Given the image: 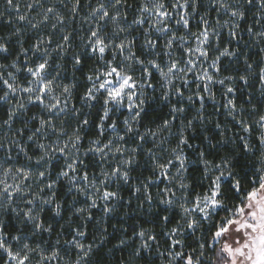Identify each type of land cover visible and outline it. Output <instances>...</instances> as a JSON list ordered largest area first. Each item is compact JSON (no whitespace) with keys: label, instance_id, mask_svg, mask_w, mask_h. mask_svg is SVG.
<instances>
[{"label":"snow or ice","instance_id":"1","mask_svg":"<svg viewBox=\"0 0 264 264\" xmlns=\"http://www.w3.org/2000/svg\"><path fill=\"white\" fill-rule=\"evenodd\" d=\"M62 2V0H61ZM258 5L261 13H264V0H214L213 7L217 11V15L225 13L231 18V23L229 21H224L222 24L220 20H217V24L220 29L228 28L229 35L236 39L238 37L237 29H239V22L245 19V7L252 6L253 4ZM7 6L14 10L17 15L16 19L19 21H26L32 28H38L41 24H46L49 21V14H54V18L58 24L64 22V17L61 16L58 12L55 11L54 7H47L43 10L42 19L33 22V19H29L28 16L20 12V6L18 2L14 0H6ZM198 0H173V3L170 6H166L164 0H144L138 8V15L134 18L131 24H123L124 21H127L128 14L125 11V8L130 7L127 0H101L96 7L91 10L90 16L94 17L97 21L96 27L94 30L90 31L89 38L85 44V49L87 50L83 55H87V52L92 54H98V57L103 59L106 53L112 54V61L106 62V65L101 71L99 68L94 70L93 75H87L86 80L91 82V86L87 87L85 93L82 96V99L89 103V106H92L99 99L102 104V115L100 117V122L96 127L98 128L99 135L104 134L105 125L104 122L110 119V114L113 112V109H119L124 107L131 113L130 117L124 119V125L127 133L138 132V125L144 113L145 100L142 98L144 93L141 91L137 93V89H144L145 87H153L149 82L145 84L143 81L152 76V72L145 65H150L151 68L157 70L160 76L164 79L165 87L168 91L163 95V99L167 101L172 94V91H175L176 95L183 97L184 93L179 88H172L171 86L174 83L173 77L183 80V83L187 85L189 82L184 79L187 72L192 71L196 64L192 59L186 61L183 67L179 66L178 61H170L167 65V69L161 67L157 63L156 59H151L145 61L137 56L136 52L133 51L134 45L136 43L135 38H129V33L131 31L132 25H144L147 21H151L148 29L145 31V41L143 47L146 50H154L158 46V40L151 38L152 31L155 30L157 33H169L170 38L168 39L165 47L171 49L173 42L177 39L176 35L172 32L169 21L174 18V15H178L179 18L175 19L174 22L176 25L182 26L184 29H189L190 26V16L197 10ZM37 5L41 4V0H33L32 3L27 5V9L31 10ZM79 8V0H76V3L73 5V13ZM111 9V11H110ZM191 9V12L189 11ZM147 14V15H145ZM3 14L0 13V17ZM201 28L198 32L191 33L192 36L196 38L197 46L195 49L186 48V53H198L199 58H208L207 49L202 48L203 45L209 44L212 41L217 42V47H219V31L217 28L212 27L209 24V21L205 16L200 17ZM11 21H9L10 23ZM99 22H105V25L111 23L114 25V30L112 35H108L106 28H102ZM52 28H56V24L52 25ZM247 32L251 35H256L264 39V31L259 33H254L251 27L247 28ZM20 30L16 29L15 34L19 35ZM126 33V35L121 38L120 34ZM71 38V34H66L62 37L65 44ZM183 42H187L184 37H179ZM52 39L48 37L46 40L41 38L36 43L33 44V55L39 53L40 60L33 67H27L26 71L31 77L27 82V86H20L16 83V78L13 73H8L10 79H5L3 75H0V83L4 85L6 91L3 95H0V101H9L12 96L17 95L18 93L28 94L29 103H38L43 106V109L50 114L59 116L60 114L67 115L69 111L72 112L73 116L79 117L80 112L76 109L75 105L69 108V98L72 94V89L75 88V84H60L57 85L56 77L59 76V73H56V76H52L49 69V57H48V48L42 47L44 44H51ZM183 47V44H181ZM64 45H59L57 49L63 51ZM9 48L4 42H0V53H7ZM28 49H23L25 55L28 54ZM119 54L123 57L121 63H114L116 56ZM171 55V52L166 53ZM235 53L230 51L229 48H224L219 56H217L210 65L215 68L216 71H219L218 61L222 56H234ZM74 64L79 66L83 63L81 55H76L73 57ZM130 62V63H125ZM133 64L141 66L142 76L140 77V82H137V78L133 74ZM11 67L16 68V63L13 61ZM249 68L252 65H248ZM19 71L18 68H16ZM183 74V75H181ZM200 80H207L208 83L203 85L204 91L210 93L209 84L213 82V76L209 75L206 71L202 76H197ZM227 79H234L233 77H228ZM241 81L245 84L248 83L247 76L241 75L239 77ZM259 79L264 85V68L260 69ZM220 84L224 83V80L221 79L216 81ZM60 87L62 89L61 95L64 97L61 99V96L56 95V88ZM199 87V86H198ZM236 89L233 87H227V94H234ZM264 95V93H262ZM189 101L193 100L192 96H188ZM197 99L201 101V109H203V100L202 95H198ZM46 100L48 102H46ZM251 100V97H249ZM24 104H18L15 108L9 110V119L4 121L6 125L11 127V120L16 115L18 109L24 108ZM229 109V115L236 119V115L239 112L237 108L234 95L233 97L227 100L225 105ZM253 111H255V105L252 106ZM172 113H182L184 108L173 106L171 109ZM32 119L38 120L39 127L35 129L32 135L28 136L29 140H33L36 137V133L44 134L45 129H51L54 133L57 131L56 124L53 122V117L50 115L47 119L44 117H33ZM176 119L173 115L169 120H165L161 126V130L169 129L172 122ZM196 119L202 120L203 116L199 115ZM78 126L72 130L70 135L67 134V130L61 127L59 134L61 136H67V142L63 145L59 143V140L52 145H45L44 143H38L37 147L41 150L42 155H40L35 163L40 165L44 163L48 164L49 161L54 159V153L59 154L62 157H66L69 151V145L71 146L72 159L70 162L66 163V169L62 170L60 175L64 177H69V172L75 173L77 171V165L82 164L83 161L79 159V144L82 141L81 130L84 126H88L90 121L88 118H83L78 120ZM241 125L245 133L251 134V125L247 124L243 119L237 121ZM259 127L264 130V114L259 115L258 119L254 121ZM136 125V127H134ZM192 121H188V127H192ZM218 128L219 124L216 125ZM108 127L116 132L117 123L112 121L108 124ZM22 133L23 129L18 130ZM146 135L155 136L156 133L149 130L144 135H138L140 141L145 140ZM118 140L123 141L125 136L119 135ZM259 143L264 145V132L258 137ZM240 140L243 142L242 147L246 152L253 151L249 140L245 137H240ZM94 144L98 145L95 148H89V152L97 153L101 156V159L106 157L107 152L114 151L123 155V152L126 149L121 147H116L112 140H109L107 143L101 145L99 140L93 141ZM163 143V141H161ZM18 141L11 140L9 145L6 147L4 143L0 142V149H5L6 152L11 153L12 145H17ZM182 145L191 147L189 144L188 137L184 136L181 133L179 137V143L175 149H171V152L174 154L169 157L165 162H157L153 171H157V175L161 173L165 177L168 176V169L172 168L174 165L177 166V176H180L183 172L187 171L186 167V157L183 154ZM138 149L133 148L131 152L133 155L122 159L119 162V165L114 166L111 171L102 172V179L100 181L101 185H106L109 178H118L124 183L129 181V171L128 169L135 162L134 154ZM19 151L24 152L28 160H32L31 156H28L27 151L21 146ZM199 155L203 159L204 153L200 152ZM205 166L207 167L208 161L203 160ZM122 165L123 168L120 166ZM216 168L219 171V174L215 176L211 185L209 186V191L203 196H197L192 200V206H186L187 200L185 203L179 204V208L183 213L181 219L183 223H178L176 227L171 229V232L168 233L170 239L172 240L171 248L175 249L177 246H181V250L178 251H169V264L175 262H182V264H203L204 260H211V257L205 255V244L200 243L197 248H193L191 252H185L182 250V240L176 237L182 236L184 230H190L191 233H195L200 230L201 221L210 223L208 232L210 233V240L213 244V251L215 252V259L213 264H264V152L261 154V167L256 169L260 175L253 180L252 187L249 190H243L241 185V180L236 178L233 175V170L230 167V161L224 160L221 164L216 165ZM13 169L11 167L5 169V175L12 173ZM15 173L20 177L21 181H27L32 179L34 176L39 179H43L48 175V168L45 167L44 170H37L33 173L31 168H16ZM227 173V174H226ZM80 180L85 182V186L79 187L77 191L81 192L84 195H88L87 185L91 184L92 188L95 190V193H101L100 199H103L106 203L104 206L105 214L111 213L113 209L108 206L107 201L113 199H119L118 192L108 191L106 188L102 189L97 187L94 183L89 181L88 174L85 172L80 176ZM224 181H227L230 185L231 191L236 193L235 200L238 203H232L231 207L225 204V200L228 198L226 193L221 190V185ZM69 182L71 184L77 183V178L75 175L69 177ZM0 184L3 185L0 188V200H3L7 203H11L16 194L24 195V189L19 184H9L6 181H0ZM45 187L48 189H53L55 187V182L46 183ZM146 187V186H145ZM179 187L181 189L188 188L189 185L180 181ZM43 191V189H41ZM136 192H140L139 187L135 188ZM165 193H171V196H175L174 192H171V189L166 188ZM94 193V194H95ZM148 200H151V197H147ZM40 199L43 204H51L53 202L54 196L49 199H43L39 195L35 196L33 199L27 200L26 203L32 207H28L24 210L23 215L26 221L31 222L34 227V232H51V225H45L41 220L39 212L34 211V206L36 200ZM91 199V198H90ZM162 204L169 207L174 205V200L171 198L162 199L160 201ZM97 206L96 201H91V207L95 208ZM61 205L59 203L55 204L54 213L59 216L61 214ZM220 210H223L226 214L220 216ZM13 211H17L13 209ZM84 208H77V213H83ZM19 215V211H17ZM195 215L199 216V220L195 218ZM89 218H91L89 216ZM165 222L169 220L168 216L162 218ZM86 235L83 231H76L75 236L70 241H66L74 246L75 249L79 250V259L76 260L75 264H87L88 259L90 258L93 252V245H85L81 243L76 237H83ZM137 235L144 240L145 232L140 231ZM15 241L19 243V251H13L11 245L6 241V235L4 233V226L0 224V250H3L7 255V260L13 262V264H29L31 260V253H36L39 256L38 264H45V262H52L59 258L60 253L58 250H52L50 254H46L45 250L40 247L39 244L36 247L30 246L29 243L23 242L20 235L13 237ZM148 240L155 241L156 237L154 235H149ZM59 243V241H57ZM103 243V239L101 240ZM125 242L120 241V244L123 245ZM218 246V248L216 247ZM99 247V245H97ZM142 248L147 249L150 245L145 241L142 245ZM135 255H139V252H135ZM164 255V253H160Z\"/></svg>","mask_w":264,"mask_h":264},{"label":"rangeland","instance_id":"2","mask_svg":"<svg viewBox=\"0 0 264 264\" xmlns=\"http://www.w3.org/2000/svg\"><path fill=\"white\" fill-rule=\"evenodd\" d=\"M101 2V1H100ZM144 0H138L137 5L133 13H130L128 9L125 8V11L128 14L127 21H124L123 24H131L132 20L137 17L138 15V8L141 3H143ZM99 3V2H98ZM164 3L166 6H170L173 3V0H164ZM214 0H198L197 7L199 5H203L207 8V13H201L199 9L191 14L190 16V26L189 29H184L182 26L176 25L174 20L178 19V15H174V18L169 21L170 27L172 29V32L176 35L177 39L173 42V46L171 49H168L165 47L168 39L170 38L169 33H157L155 30L152 31L151 38L154 40H158V46L154 50H146L143 45L145 41V31L148 29L149 24L151 21H147L144 25H132L131 31L128 34L129 38H135V45L133 48V51L136 52L137 56H139L141 59H144L145 61L156 59L157 63L161 65L162 68L165 70L167 69V65L170 61H178L179 66L183 67L187 60L192 59L196 67L190 71L187 72L186 76H184V79H186L189 83L185 85L183 83V80L177 79L176 77H173L174 83L171 86L172 88H179L181 91H183L184 96L179 97L176 95L175 91H172L171 96L167 101H165L162 97L163 95L168 91V89L165 87V81L160 76L159 72L153 68H151L150 65H145L149 68V70L152 72V76L150 78L145 79L143 82L145 84L151 83L153 87H145L144 89H137V93L139 94L141 91L144 93L143 99L146 102V99L149 97V95L152 97L153 92L158 93V98L162 100L163 103L168 104L170 115L175 116L176 119L172 122L169 129L161 130V126L156 128H144L142 129L140 127V124L138 125V132L133 133H127L126 134V128L124 125V119L126 117H130L131 113L127 111L126 108L120 107L119 109L114 108L113 112L110 114V119L108 121L104 122L105 129L104 134L98 135L97 138L91 139L85 144L81 143L79 144V159L86 156V154H91V162L92 165H80V168L77 169L75 173L69 172V177L75 175L77 178V183L71 184L69 182V177L61 176L60 173L62 170L66 169V163L70 162L72 159V151L71 146L69 145V151L66 157H62L59 154H53L54 159L48 162L47 165L44 163L37 165L35 163L36 159L42 155L41 150L37 147L38 143H44L45 145L52 144L54 145L57 140H59V143L63 145L65 142H67V136H61L59 134L61 127L67 130V134L70 135L72 133V130L78 126V120H81L88 116V109L90 108L89 103L84 101L83 99L76 104V95L72 89L71 97L69 98V108L71 109L72 105H75L76 109L79 110L80 116L76 117L73 116L72 112L69 111L67 115L60 114L59 116H56L54 114L48 113L46 110L43 109L42 105H39L38 103H29L28 101V94L26 93H18L15 96H12L9 101L6 103V112L9 113L10 109L15 108L18 104H24V108L18 109L16 112V115L11 120V123L14 121V118H18V123H24L28 124L31 121H34L35 119H31L28 122L25 121V112L27 108L31 105H38L39 111L37 113H34L33 117H44L47 119L50 115L53 117V122L56 124L57 131L54 133L50 128L44 130V134L41 135L40 133H36V137L33 140H29L28 136L32 135L36 128H32L30 126H27V132L23 130L22 133L18 132L20 129H14L13 124H11V127H9L6 124H3L0 127V142L4 143L7 147L11 140L18 141L17 145H12V151L11 153L6 152L5 149H0V181H6L9 184H19L24 189V195L16 194L11 203H7L3 200H0V224L4 226V233L6 235V241L9 245L12 246L13 251H19V243L13 239L14 236L20 235L22 237L23 242H27L32 247H36L37 244L40 245L45 250L46 254H50L52 250H58L60 253L59 258L57 260L52 262H45V264H75L76 260L79 259V250L75 249L73 245L66 243V241L72 240V238L75 236L76 231H83L86 233L83 237H76L77 240H79L81 243L88 245L90 244L87 241V237L89 235L96 234L97 238L95 237L93 240H91V244L93 245V251L95 249V246L97 245L99 241V237L102 236L104 233V224H106V219L108 216H113L116 212L121 211V206L125 208L123 194L124 190L129 187L130 182L124 183L122 180L118 178H109L106 185H101L100 181L102 179V172H108L111 171V169L114 166L119 165V162L127 158L133 153L131 150L133 148L138 149L135 154V162L133 165L128 169L129 171V180H130V172L132 170V167L137 165L138 158L140 155H144L148 160H150L149 169L152 172V177H148L147 179H139L134 180L133 182V190H134V196H138V200L142 202V206L146 205L145 202H148L150 206L154 205L155 207L161 206L164 209H169V212L176 211L180 214V219L177 221L175 225L172 227H169L163 230V233L152 231L151 229H145L140 230L145 232V238L142 240L138 235L136 236L135 240H131L130 246L132 248H137V251L140 252H146V253H154L153 256L158 258L157 264H169V251H178L181 250V246H177L175 249L171 248L172 240L170 239L168 233L171 232V229L176 227L178 223L182 224L183 220L181 219L183 213L181 212L179 208V204L185 203V199L187 200L186 206L191 207L192 206V200L195 199L197 196H203L204 194H207L209 191V186L211 185L213 179L216 175L219 174L218 169L216 168V165L221 164L222 162L215 163L208 161L207 167L205 166L204 162L202 163L205 167L206 177H207V184H206V191L200 192V193H194L190 190V188L181 189L179 187V183L181 180H183L184 183L189 185L187 180V171L189 167L191 166V160L192 157L188 153V150H192V147L182 145L183 154L186 157V167L187 171L183 172L180 176H177V166H173L172 168L168 169V176L165 177L163 173L160 175H157V171H153L155 164L157 162L163 163L165 162L169 157L174 155L171 152V149H175L177 147V144L179 143V137L181 136V133H183L184 136L193 137V126L188 127V121H192V124L195 125L196 123L203 126V122L206 121V116H209L210 113L217 116V120L219 124V116L223 113L227 117V122L232 120L233 123H237L238 120L243 119L247 124L251 125V134L245 133L241 127L240 124H238V129L234 130V133H229L230 139H237L240 140V137H245L249 140V143L252 146L253 151V139L258 138L264 130H262L259 125L254 123L259 117L257 115V112H249L241 107V104L237 101V94L236 91L234 94H227L226 89L227 87H233L234 89L237 87V81L236 79H227L228 77H225L222 75V72L220 71V65L222 62V58H226L229 56H222L220 57L218 63L219 71H216L215 68L211 67L212 61L219 56L220 52L224 48H229L230 51L234 52L235 55L229 57L230 59H235V62L237 64L239 62H248L247 57L243 56L244 58L241 59V51L240 46L243 48H248L244 45V36L246 33L242 30V21L239 22L240 27L237 29L238 37L236 39H233L229 35L228 28L220 29L219 25L217 24V20H220V23L222 24L224 21H229L231 23V18L225 14L220 13L219 16L217 15V11L213 7ZM98 4L94 5L91 10L96 7ZM247 7V6H246ZM245 7V12H246ZM214 12V17L211 18L212 11ZM257 10V9H255ZM111 11V9H110ZM191 12V9H189ZM210 13H209V12ZM200 12V13H199ZM258 12H260L258 7ZM258 22H257V29H254V33H259L261 31H264V13H258ZM50 15V14H49ZM147 15V14H145ZM205 16V18L209 21V24L217 28L219 31V47H217V42L212 41L209 44L203 45L202 48L207 49L209 55L207 59L199 58L198 53L192 52V53H186V48H192L195 49L197 46V41L194 36L191 35V33L198 32L201 28V21L200 17ZM97 21L94 17H91L88 19L87 22H84V25H88V27L83 30V34H79L77 40V44H71L63 41L62 37L65 34V32L68 30L67 27L63 28L61 30V33L56 36V38H52L51 35H53L54 30H52L49 35L41 34L37 37V41L41 38L47 39L48 37H51L52 43L51 44H44L42 47L48 48V57H49V73L52 76H56V73H59V76L56 77V83L57 85L60 84H72L79 81V78L77 76H73V73L71 70L66 68H63L64 63L63 62H70L74 63L73 57L76 55L83 54L87 50L85 49V44L89 38V34L91 30H94L96 27ZM102 26V28H106L107 34L112 35L114 30V25L111 23H108L105 25V22H99ZM48 24V22L46 23ZM58 24V23H56ZM60 25V24H59ZM56 33V32H55ZM126 35V33H121L120 36L123 38ZM226 35V39L230 42H234L236 44L235 48H230L229 43H225L223 40V36ZM250 35V34H249ZM179 37H184L187 41L186 43L181 41ZM252 45L249 49V51H259L262 53L261 61L262 62V68H264V39L256 36L251 35ZM181 44H183V47H181ZM59 45H64L63 51L60 50H54L57 49ZM239 46V48H237ZM171 52V55H167L166 53ZM88 55L90 56H96V65L92 66L91 69H89L88 73L85 74V78L87 75H93L94 70L99 68L101 71H103L106 62L112 61V54L106 53L104 58L101 59L98 57V54H92L91 52H88ZM40 60V54L37 53L33 55V50L28 52L26 55V59H24L22 62H15L16 68L19 69V71L16 70V68L11 67V65L8 67H4L3 69V77L5 79H10L8 73H13L16 78L17 85L20 86H27L28 80L31 79L29 74L27 73L26 69L27 67H33L37 62ZM123 61V57L117 54L116 60L113 61L114 63H121ZM256 62V61H254ZM130 63V62H125ZM255 66L252 65V67L249 69L248 76H251L252 80H255L258 83V91L256 92V98L260 100H264V85H262L260 79H259V73H255ZM207 72L209 75L213 76V82L209 84L211 96L213 98H209L210 93L207 91H204L203 85L205 83H208L207 80H200L197 78V76H202L204 72ZM133 74L137 78V82H140V77L142 76L141 72V66L133 64ZM183 75V74H181ZM223 79L224 83L220 84L216 81H219ZM11 82V79H10ZM85 82L82 86V90H86L87 87L91 86V82L87 81L86 79L83 81ZM1 87L3 88V92L6 91V88L2 83H0ZM199 86V87H198ZM62 89L60 87L56 88V95L61 96V99L64 97L61 95ZM198 95H202L204 97L203 100V109H201V101L197 99ZM235 98V102L237 105V108L239 109L238 114L236 115V119H233L231 115H229V109L225 107L227 104V100L231 97ZM188 96H192L193 100L189 101L187 99ZM46 102H48L46 100ZM102 104V102L98 99L97 102H95L92 105H98ZM173 106L176 107H182L184 108V112L182 113H172L171 109ZM102 108V107H101ZM86 111V112H84ZM202 115L203 119L199 120L196 119L197 116ZM38 122V120H36ZM110 121V122H109ZM115 121L117 123V130L116 132H113L112 129L108 127L107 122L109 124ZM209 122V121H208ZM214 120H212V123ZM229 125V124H228ZM39 127V123H38ZM37 127V128H38ZM136 127V125H134ZM223 124L220 125L218 128L216 126V130H222ZM226 129V128H225ZM149 130L151 132L156 133L155 136L152 135H146L144 141H140L137 137L138 135H144ZM229 129H226L222 131V136L227 135ZM82 134V133H80ZM122 135L125 136V139L123 141L118 140V136ZM99 140L101 142V145L104 143H107L109 140H112L113 144L116 147H121L122 149H126V151L123 152V155L119 153H115L114 151L107 152L106 157L104 159H101V156L94 152H89L88 149L95 148L98 145L94 144L93 141ZM163 141V143H161ZM240 142H242L240 140ZM190 144V143H189ZM29 145L32 146V150L35 149L37 152L33 156L31 154V150ZM23 147L26 151L28 156L32 157V160H28L25 156L24 152L19 151V147ZM152 146V147H150ZM264 151H260L258 164L261 167V154ZM20 155V157H18ZM58 163L59 164V171H55L53 168V164ZM122 168L123 166L120 165ZM11 167L13 169L12 173H8L5 175V169ZM48 168V175H46L43 179L36 178L35 176L32 179H29L27 181H21L20 177L15 173L16 168H31L33 173H35L37 170H44V168ZM231 167V166H230ZM259 167V168H260ZM87 173L89 177V181L94 183L97 187H100L102 189L106 188L108 191H115L119 194V199H113L107 201V204L109 207L113 209L111 213L105 214L104 212V206L105 201L103 199H100L101 193H95V190L92 188L91 184L87 185V191L88 195H84L81 192L77 191L79 187L85 186V182L83 180H80V176L83 173ZM227 174V173H226ZM65 180V195L63 198H59L58 192L60 190V182ZM55 182V187L53 189H48L45 187L46 183ZM146 186V187H145ZM190 186V185H189ZM3 185L0 184V188H2ZM139 187L141 189L140 192H136L135 188ZM131 188V187H130ZM171 189V192L175 193V196H171V193H165V189ZM43 189V191H41ZM95 193V194H94ZM39 195L43 199H49L54 196L53 202L51 204H43L40 199L36 200L34 211L39 212L41 220L44 222V224L47 226L49 225L48 221L45 219V211L48 210L51 212L52 216H57L54 213L55 204L59 203L61 205V214L57 217H62L65 212L68 213V220L66 223V227L68 231L65 232L62 228L58 235L56 237L52 238L53 231L51 232H38L33 235L34 227L31 222H28L25 220L23 212L28 207H32L31 205H28L26 203L27 200L33 199L35 196ZM148 196L151 197V200H148ZM68 199V205H64V199ZM91 198V199H90ZM171 198L174 200V205L169 207L167 205L162 204L160 201L162 199ZM95 200L97 206L95 208L91 207V201ZM77 208H84L85 211L83 213H77ZM13 209H16L19 211V215H17V211H13ZM12 215L14 219L15 227L17 228V232L10 234L5 230V224L6 219L8 215ZM44 214V215H43ZM89 216L91 218H89ZM74 217L77 218L74 219ZM195 218L199 220V216L195 215ZM91 221V224H94V227H91V231L88 229V223ZM208 225L210 223L201 221V227L200 230L195 232L194 234L191 233L190 230H184V234L182 236L176 237L182 240V250L185 252H191L192 250L189 248V246L186 243V238H188L191 235H196V239L200 243L203 242V236H204V225ZM139 231V232H140ZM149 235H154L156 237L155 241L148 240L147 237ZM70 236V238H68ZM165 240H169L170 246L168 248H165L163 242ZM59 241V243H57ZM123 241H127V238L124 237ZM147 242L150 247L147 249H144L141 247V245L144 242ZM127 243V242H126ZM205 254H206V249ZM136 251V252H137ZM93 253V252H92ZM160 253H164V255H160ZM4 260L3 264H13V262H10L7 260L6 253L3 252V250H0V262L1 260ZM90 258L88 259L87 263L89 262ZM39 262V256L36 253H31V260L29 264H38ZM210 260H204L203 264H210ZM94 261L92 260V254H91V264H93ZM83 264V262H82ZM172 264H182V262H175L173 261Z\"/></svg>","mask_w":264,"mask_h":264},{"label":"trees","instance_id":"3","mask_svg":"<svg viewBox=\"0 0 264 264\" xmlns=\"http://www.w3.org/2000/svg\"><path fill=\"white\" fill-rule=\"evenodd\" d=\"M101 0H79V8L73 13L72 8L76 3V0H41V4L37 5V7L28 10L27 5L32 3L33 0H14V2H18L20 6V12L29 17V19H33V22H37L42 19L43 10L47 7H54L55 11L58 12L61 16L64 17V22L62 24H56V20L54 18V14L49 15L48 24H41L38 28H32L26 21H19L16 19L17 13L10 9L6 0H0V13L3 14L0 17V42H4L7 44L9 51L7 53H0V75L3 74V69L6 66H10L13 61L22 62L26 59V55L23 52V49H28L32 51V46L37 42V37L41 34L49 35V33L54 30L52 38H56L58 34L61 33L63 28L67 27V31L65 34H71V38L68 43H73L74 45L78 43L79 34H83V30H85L88 25H84V22H87L88 19L91 18V8L98 4ZM128 11L133 13L136 8L138 0H127ZM201 13H207V8L203 5H199L197 7ZM257 9V10H255ZM211 18L214 17L215 10H210ZM199 12V13H200ZM209 12V11H208ZM210 13V12H209ZM246 16L242 21V30L244 31V45L248 48H243L240 46L241 51V59L245 56L247 57L248 62H235V59H230L229 57L222 58V62L220 65V71L222 75L225 77H233L237 81L236 94L237 101L241 104V107L249 112H254L252 106L255 105V112L257 115L264 114V100H260L256 98V92L258 91V83L255 80L251 79V76H248L249 67L248 65L255 66V73H259L262 68L261 57L262 53L259 51H249L252 40L251 36L247 32V28L251 27L253 30L257 29L256 25L258 22V5L255 3L246 7ZM9 21H11L9 23ZM56 24V28L53 29L52 25ZM16 29L20 30L19 35H16ZM56 32V33H55ZM226 35L223 36V40L225 43L230 44V48L234 49L236 44L234 42H230L226 39ZM239 48V46L237 47ZM85 53V52H84ZM83 53V54H84ZM81 55L83 63L79 66L70 62H63V68L71 70L73 76H77L80 82H74L75 88L73 91L76 95V104L82 100V96L85 93V89L82 90V86L85 82H83L85 78V74L88 73L89 69L92 66H95L97 62L96 56ZM244 56V57H243ZM256 61V62H254ZM241 75L247 76L248 83L245 84L243 81L239 79ZM86 84V83H85ZM3 88L0 85V95H3ZM251 97V100H249ZM169 105L163 103L162 100L158 98V93L153 92L152 97L146 99L144 105V113L142 114V118L139 122L140 127L144 128H156L163 124L165 120H169L170 110ZM39 111L38 105H31L27 108L25 114V121H29L32 119L34 113ZM89 113L86 118L89 119L90 123L88 126H84L81 130L82 136V144H85L91 139L97 138L99 135L98 128L96 125L100 122V117L102 115L101 104L92 105L88 109ZM86 112V111H84ZM219 125L223 124V129L216 130V125L218 123L217 116L210 113L209 116H206V121L203 122V126L196 123L193 125V137L189 138V143L192 147V150H188V153L191 155V166L187 171V180L189 183V188L194 193H200L206 191L207 177L205 172V167L202 164L203 160H207L210 162L219 163L224 160L230 161V166L233 170V175L241 180V185L243 190H249L252 187V181L255 180L260 173L256 171L260 167L258 164L259 153L260 151H264V145L259 143L258 138L253 139L254 151L246 152L240 140L230 139L229 133H234V130L238 129V124L233 123L232 120L227 122V117L222 113L219 116ZM9 119V115L6 112V103L0 101V127L5 124L4 121ZM212 120L214 122L212 123ZM18 118H14V121L11 123L14 126V129H23L27 132V126L32 128L38 127V122L36 120L29 122L28 124L18 123ZM209 121V122H208ZM110 122V121H109ZM107 122V124H109ZM229 124V125H228ZM229 129L227 135L222 136V131ZM30 149L33 145H29ZM152 147V146H150ZM31 154L34 156L37 150L31 149ZM200 152L204 153L203 159L199 155ZM20 157V155L18 156ZM137 165L132 167L130 172V184L129 187L124 190L123 199L125 205L121 206V211L116 212L112 217L108 216L106 219V224H104V233L101 237H99V241L95 246V249L92 253L93 264H157L158 258L154 257V253H146L140 252L139 255H135L137 251V246L132 248L130 246L131 240H135L137 233L140 230L151 229L155 232L163 233L166 227H172L177 223L180 219V214L176 211L169 212V209H164L161 206L155 207L154 205L150 206L148 202H145L146 205L142 206V202L137 198L138 196H134V190L132 188V184L134 180L139 179H147L152 175L151 170L149 169L150 160L146 158L144 155H140L138 158ZM83 161L82 164L77 165V169L80 168V165L86 166L92 165L91 162V154H86L83 158L80 159ZM93 166V165H92ZM53 168L55 171H59V164H53ZM152 177V176H151ZM60 190L58 192L59 198H63L65 195V185L66 181L63 180L60 182ZM131 187V188H130ZM221 190L226 193L227 199L225 200V204L231 207L232 203H238L235 200L236 193L231 191L230 185L227 181H224L221 185ZM68 199H64V205H68ZM45 219L48 221L49 225L52 227V238L56 237L60 230L63 227H66V223L68 220V213L65 212L62 217L52 216L51 212L48 210L45 211ZM43 214V215H44ZM226 213L223 210H220V216L225 215ZM164 216H168L169 220L165 222L162 218ZM74 219L77 220L76 217ZM88 229L91 231V227H94V224H91V221L88 223ZM211 225H204V236L203 242L205 244L206 256L211 257L210 264H213V260L215 259V252L213 251V244L210 240V233L208 229ZM65 232L68 231L67 228H63ZM163 229V230H162ZM5 230L10 233H16L17 228L14 224L13 216L10 214L7 216ZM97 238L96 234L89 235L87 237V241L91 244V240ZM126 237L127 241L123 245L120 244V241ZM70 238V236H68ZM103 239V243L101 240ZM127 242V243H126ZM186 243L189 248L192 250L193 248H197L199 245V241L196 239V235H191L186 238ZM165 248L170 246L169 240H165L163 242ZM218 248V246H216ZM4 260L2 259L0 264H3ZM87 264H91V256L90 260Z\"/></svg>","mask_w":264,"mask_h":264}]
</instances>
